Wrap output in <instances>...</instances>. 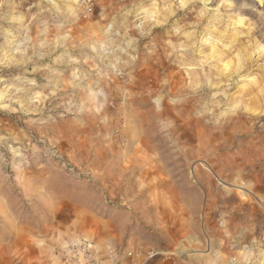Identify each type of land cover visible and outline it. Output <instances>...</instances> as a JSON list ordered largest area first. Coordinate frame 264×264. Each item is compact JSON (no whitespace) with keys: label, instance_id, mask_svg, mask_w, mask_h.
I'll use <instances>...</instances> for the list:
<instances>
[{"label":"rangeland","instance_id":"1","mask_svg":"<svg viewBox=\"0 0 264 264\" xmlns=\"http://www.w3.org/2000/svg\"><path fill=\"white\" fill-rule=\"evenodd\" d=\"M81 243L264 264V0H0V264Z\"/></svg>","mask_w":264,"mask_h":264},{"label":"built area","instance_id":"2","mask_svg":"<svg viewBox=\"0 0 264 264\" xmlns=\"http://www.w3.org/2000/svg\"><path fill=\"white\" fill-rule=\"evenodd\" d=\"M70 252L73 253V255L68 260V264H101V262L93 257L90 245L88 244L81 243L72 246L68 251L64 250V252H62L64 258L67 255L69 256ZM112 257L115 264H147V260L137 259L131 251H123V253L119 255L112 254Z\"/></svg>","mask_w":264,"mask_h":264},{"label":"crops","instance_id":"3","mask_svg":"<svg viewBox=\"0 0 264 264\" xmlns=\"http://www.w3.org/2000/svg\"><path fill=\"white\" fill-rule=\"evenodd\" d=\"M110 264V263H109Z\"/></svg>","mask_w":264,"mask_h":264}]
</instances>
